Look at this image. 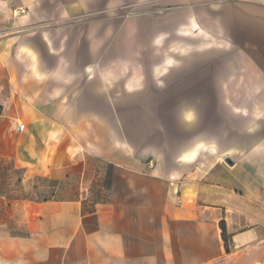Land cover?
I'll return each mask as SVG.
<instances>
[{
    "label": "crops",
    "instance_id": "obj_1",
    "mask_svg": "<svg viewBox=\"0 0 264 264\" xmlns=\"http://www.w3.org/2000/svg\"><path fill=\"white\" fill-rule=\"evenodd\" d=\"M3 158L0 264H264V0H0Z\"/></svg>",
    "mask_w": 264,
    "mask_h": 264
},
{
    "label": "rangeland",
    "instance_id": "obj_2",
    "mask_svg": "<svg viewBox=\"0 0 264 264\" xmlns=\"http://www.w3.org/2000/svg\"><path fill=\"white\" fill-rule=\"evenodd\" d=\"M24 172L15 169L7 159H0V192L11 197L28 199H63L67 197V191L58 190L56 181L34 178L22 184ZM75 183V181H74ZM75 189L68 187L67 189Z\"/></svg>",
    "mask_w": 264,
    "mask_h": 264
},
{
    "label": "built area",
    "instance_id": "obj_3",
    "mask_svg": "<svg viewBox=\"0 0 264 264\" xmlns=\"http://www.w3.org/2000/svg\"><path fill=\"white\" fill-rule=\"evenodd\" d=\"M21 13H25V10L21 9L19 11H16V15L21 14ZM18 127H19L20 130H23L25 125L23 123H20Z\"/></svg>",
    "mask_w": 264,
    "mask_h": 264
},
{
    "label": "trees",
    "instance_id": "obj_4",
    "mask_svg": "<svg viewBox=\"0 0 264 264\" xmlns=\"http://www.w3.org/2000/svg\"><path fill=\"white\" fill-rule=\"evenodd\" d=\"M222 230H223V236L227 239V230H226V224L225 222H221Z\"/></svg>",
    "mask_w": 264,
    "mask_h": 264
},
{
    "label": "water",
    "instance_id": "obj_5",
    "mask_svg": "<svg viewBox=\"0 0 264 264\" xmlns=\"http://www.w3.org/2000/svg\"><path fill=\"white\" fill-rule=\"evenodd\" d=\"M225 160H226V162H228L229 164H233V161H232L229 157H227Z\"/></svg>",
    "mask_w": 264,
    "mask_h": 264
}]
</instances>
